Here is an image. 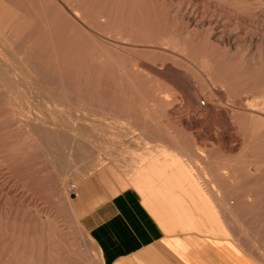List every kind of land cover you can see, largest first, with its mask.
Here are the masks:
<instances>
[{
  "label": "rangeland",
  "instance_id": "1",
  "mask_svg": "<svg viewBox=\"0 0 264 264\" xmlns=\"http://www.w3.org/2000/svg\"><path fill=\"white\" fill-rule=\"evenodd\" d=\"M163 40L194 64L208 61L210 80L232 95L264 88V0H0V264H103L86 217L127 189L151 213L152 193L194 208L200 233L264 264L256 124L236 119L240 153L198 151L181 124L183 94L134 72L139 60L172 64L209 90L191 64L158 49ZM131 80L150 105L160 88L173 95L181 113L168 120L160 108L148 126L150 105L144 117L136 110Z\"/></svg>",
  "mask_w": 264,
  "mask_h": 264
},
{
  "label": "crops",
  "instance_id": "2",
  "mask_svg": "<svg viewBox=\"0 0 264 264\" xmlns=\"http://www.w3.org/2000/svg\"><path fill=\"white\" fill-rule=\"evenodd\" d=\"M157 194L146 198L153 213L137 191L127 189L87 215L89 236L103 264H251L219 248L215 237L200 233L202 217L194 208L191 219L184 204L171 205Z\"/></svg>",
  "mask_w": 264,
  "mask_h": 264
},
{
  "label": "bare ground",
  "instance_id": "3",
  "mask_svg": "<svg viewBox=\"0 0 264 264\" xmlns=\"http://www.w3.org/2000/svg\"><path fill=\"white\" fill-rule=\"evenodd\" d=\"M118 44L120 45V43H118ZM161 44H162L161 47H163V48H161V47L158 48L157 45L154 47H157L161 51L168 49L167 51L170 53V56L174 60L177 58H180L181 61H185V62H187V64H191L193 66L194 70L201 77L206 79L205 81L211 82V84L208 83V84H210L209 90H202L198 86H196L194 81L190 78L189 73H188L189 74L188 75L187 72L181 71L182 69L179 70V68L175 67L172 64H165V65L163 64L161 68H157V67L153 66L154 64L151 65L150 63H147L143 60H139L136 63V70L134 71L135 74H137L138 76H141L142 78H145L146 80H148L150 82H152V79L153 80L156 79L157 83H158V81H162L165 84L173 85V87L178 89L183 94L184 99H186V103H187V107L189 109V112H186L187 114L185 113L186 114L185 116L180 115L181 116V124H182V127H184L185 130L188 131L191 136H193V139H194L193 141L196 140L197 143H196L195 147L198 149V151H200L201 153H205V152L213 153V152H215L216 148H218V149L219 148L220 149L225 148L230 153H235L238 151L240 153V150L243 148L244 143H243V140L240 137V135H238V131L236 129V122L235 121L239 117L240 118H247L248 120H251L256 124L255 125L256 127H254L255 128L254 132L258 136V140L260 141V143L264 144V88H259V87L255 86V87L240 90V91L236 92L234 95H232L228 92V89H227V86L225 85V83H223L221 81L213 82L210 80V78H209L210 70L209 69H211V65L208 61L204 60L201 65L194 64L193 62H191L190 60L187 59L186 55L184 54L183 48L176 49L173 46L174 45L173 42H171V41L169 43H164V40H163L161 42ZM164 46H166L168 48H164ZM248 59L250 61H254V59H252V58L248 57ZM158 66H160V65H158ZM137 82H139V81H137ZM130 83L132 85L133 91L136 93V97L134 99V106H135L136 110H139L140 112H142L141 114L143 116V112H144L143 106L146 105L149 107L150 101H148V99L146 97L142 96V94L140 92V88H139L141 85L138 86V84H135L132 80ZM140 83H141V81L139 82V84ZM158 85L160 86V84H158ZM149 86H150V83H149ZM151 88H152V86H151ZM167 90H169V89H167ZM172 90H174V88ZM180 92H179V94H180ZM177 93H178V91H177ZM231 93H234V92H231ZM144 94H145V92H144ZM151 95H152V92H151ZM151 97H153V99H152L153 105H150V108L148 109V114L146 115V118H144L145 122L147 123L148 126H150V124L154 125L156 123L155 121L158 118L157 110H161L160 108H162L163 109L162 113H164V107H165V117L168 120H175V118L177 117L178 111L176 110L177 111V113H176V111L173 108L174 106H176V102L174 103V100H173V97H174L173 95L168 94V92H165L164 90H162V88H160L157 91H155L154 96H151ZM151 97H150V99H151ZM136 112H137V114L140 113L138 111H136ZM179 113H181V112H179ZM179 113H178V115H179ZM178 131H180V130H178ZM173 134H175V133H173ZM242 136H244V135H242ZM77 139L78 138L73 139L74 143L78 142ZM193 144H195V143H193ZM162 149H164V148H162ZM137 151H138V149H137ZM226 155H228V154H226ZM145 161H146V159H144V158L142 160L138 161L135 165V169L138 167V165H142ZM100 165L101 164H99V166ZM141 168H142V166H141ZM173 176L175 178V175H173ZM171 180H173V179H171ZM177 183H179V186L181 185L180 181ZM184 183H186V182H184ZM181 186L184 187V185H181ZM171 187H173V185ZM182 187H180V188H182ZM188 189L193 190L192 184L189 185ZM188 189L187 188L181 189V191L184 190V193L186 194L187 198H188V196H191V193H192V192L190 193ZM160 194L164 195L161 192H160ZM181 195H183V193ZM217 195H215V196L218 197L220 200H222ZM167 196H169V195H167ZM178 199H179V197H178ZM185 209H187V208L185 207ZM184 213L187 217L190 216L191 214H193L192 211L188 212L186 210H184ZM207 214L209 216H213L212 212H210V211H207ZM215 216H216V214H215Z\"/></svg>",
  "mask_w": 264,
  "mask_h": 264
}]
</instances>
